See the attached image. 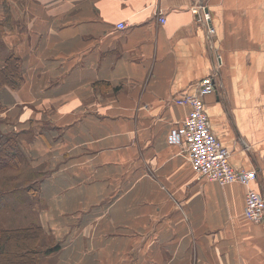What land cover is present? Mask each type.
<instances>
[{
    "label": "crops",
    "instance_id": "crops-1",
    "mask_svg": "<svg viewBox=\"0 0 264 264\" xmlns=\"http://www.w3.org/2000/svg\"><path fill=\"white\" fill-rule=\"evenodd\" d=\"M212 51L211 132L262 191L264 0H0V67L13 56L21 75L0 88V135L24 153L0 188L37 173L39 225L59 246L39 264H264L245 188L195 179L178 134Z\"/></svg>",
    "mask_w": 264,
    "mask_h": 264
},
{
    "label": "built area",
    "instance_id": "built-area-1",
    "mask_svg": "<svg viewBox=\"0 0 264 264\" xmlns=\"http://www.w3.org/2000/svg\"><path fill=\"white\" fill-rule=\"evenodd\" d=\"M192 14L201 24L206 37L211 42L214 34L211 16L207 9L197 3L192 7ZM123 28L122 24L117 25ZM209 48L212 46L209 44ZM214 73L198 83V89L193 95L187 96L183 103L190 106L189 114L184 118L179 129L182 137V147L190 162L195 179L215 181L220 185L237 183L245 188L244 215L254 223L264 221V190L257 191L252 183L256 179V171L234 169L229 164L231 151L223 147L211 132L207 115L203 109V98L215 91L216 85L213 74L217 73L221 61L217 52L212 51Z\"/></svg>",
    "mask_w": 264,
    "mask_h": 264
},
{
    "label": "trees",
    "instance_id": "trees-1",
    "mask_svg": "<svg viewBox=\"0 0 264 264\" xmlns=\"http://www.w3.org/2000/svg\"><path fill=\"white\" fill-rule=\"evenodd\" d=\"M2 62L3 65L0 67V88L5 85H17L16 80L21 79V75L17 72L18 67H16L18 64V58L8 56L5 57ZM16 137V135H0V171L5 168H16L20 166L21 162L23 161L24 153L18 145V140ZM7 206L8 202L6 199L5 190L0 188V221L1 215L3 214ZM38 230L41 229H38V227L16 229L0 228V264H10L7 263L9 260H6L5 258L6 256L9 257L10 254L13 255L18 251H22L25 249H37V240L40 236V231ZM58 250L59 246L52 245L45 249L43 255L51 254ZM32 252L37 253V251ZM34 261L36 263V260ZM17 262H20V260L11 259L12 264H17Z\"/></svg>",
    "mask_w": 264,
    "mask_h": 264
},
{
    "label": "rangeland",
    "instance_id": "rangeland-1",
    "mask_svg": "<svg viewBox=\"0 0 264 264\" xmlns=\"http://www.w3.org/2000/svg\"><path fill=\"white\" fill-rule=\"evenodd\" d=\"M16 168H13V169H16ZM9 169L10 168H5L1 171H5V173H7L6 171H8ZM13 169H10V170H13ZM24 174L25 175H22V176L27 178L28 180L26 181L24 185H21V184L18 185L19 190L16 189V187H14V190L15 191L18 190V191L14 193H9V191H13V188L11 186H14V185L4 186L5 193L6 194L9 193L6 196V199L8 201V206L10 203L12 207V210H11L12 212L6 217L4 216L1 217L0 228L16 229V228H22V227H38V229H41V230H38L40 231L39 233L40 236L37 240L38 242L37 249L35 250L25 249L22 251H18L17 253H14L13 255L10 254L9 257L13 256L12 258H9L8 256L5 257L6 260H9L7 263H10V264H12L11 259L20 260V262H17V264H39L40 258L43 256L45 249H47L49 246H52V242L50 239H48L47 234H50V236H53V233L48 232L45 235L41 226L39 225L40 212L42 208L39 203L40 198L38 194L33 192V190H38V186L36 185L28 186V185H31L33 181H35V179L37 178V175H36L37 173L25 172ZM20 180H21V177L19 176L17 181L14 182V184L20 183L21 182ZM32 251H37V253H34ZM34 260H36V263Z\"/></svg>",
    "mask_w": 264,
    "mask_h": 264
}]
</instances>
